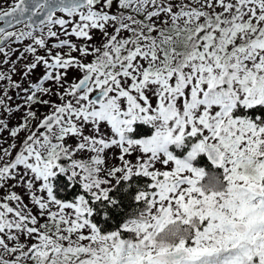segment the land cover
<instances>
[{"label": "snow or ice", "instance_id": "1", "mask_svg": "<svg viewBox=\"0 0 264 264\" xmlns=\"http://www.w3.org/2000/svg\"><path fill=\"white\" fill-rule=\"evenodd\" d=\"M0 264H264V0H0Z\"/></svg>", "mask_w": 264, "mask_h": 264}]
</instances>
